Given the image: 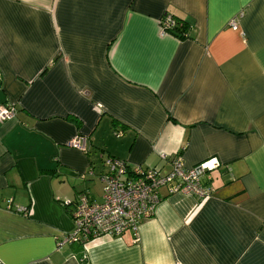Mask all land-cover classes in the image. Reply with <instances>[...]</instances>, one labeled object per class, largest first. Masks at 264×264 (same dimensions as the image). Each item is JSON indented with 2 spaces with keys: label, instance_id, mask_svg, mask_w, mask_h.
Returning <instances> with one entry per match:
<instances>
[{
  "label": "crops",
  "instance_id": "crops-1",
  "mask_svg": "<svg viewBox=\"0 0 264 264\" xmlns=\"http://www.w3.org/2000/svg\"><path fill=\"white\" fill-rule=\"evenodd\" d=\"M2 104L0 264H264V0H0ZM176 156L219 162L209 198L162 188L136 233L57 244L107 158Z\"/></svg>",
  "mask_w": 264,
  "mask_h": 264
},
{
  "label": "built area",
  "instance_id": "built-area-1",
  "mask_svg": "<svg viewBox=\"0 0 264 264\" xmlns=\"http://www.w3.org/2000/svg\"><path fill=\"white\" fill-rule=\"evenodd\" d=\"M172 26V17L165 15L161 19V31L166 33ZM231 27L237 28L236 19L231 20ZM15 114L13 105H0V122L13 119ZM71 146L84 150L85 137L73 139ZM105 164L109 170L101 176V201L91 200L86 193L77 196L71 212L73 229L58 239L59 246L86 245L104 235L136 233L140 223L152 215L162 188H166L168 194L183 193L204 201L212 195L213 188L203 181L209 180L208 173L219 166L212 158L186 168L180 156L173 158L167 172L158 167L131 166L114 157L107 158ZM18 211L25 213L26 208L20 207Z\"/></svg>",
  "mask_w": 264,
  "mask_h": 264
},
{
  "label": "trees",
  "instance_id": "trees-1",
  "mask_svg": "<svg viewBox=\"0 0 264 264\" xmlns=\"http://www.w3.org/2000/svg\"><path fill=\"white\" fill-rule=\"evenodd\" d=\"M170 16L173 19V26L167 30V33L180 39L187 38L189 36L191 24L183 18L175 17L173 15ZM79 245L83 246V244Z\"/></svg>",
  "mask_w": 264,
  "mask_h": 264
},
{
  "label": "rangeland",
  "instance_id": "rangeland-1",
  "mask_svg": "<svg viewBox=\"0 0 264 264\" xmlns=\"http://www.w3.org/2000/svg\"><path fill=\"white\" fill-rule=\"evenodd\" d=\"M94 192L96 193V195H100L101 187L96 186L95 189H94Z\"/></svg>",
  "mask_w": 264,
  "mask_h": 264
}]
</instances>
